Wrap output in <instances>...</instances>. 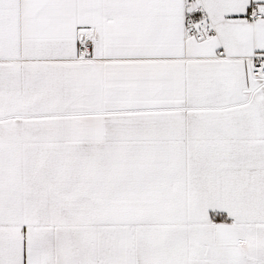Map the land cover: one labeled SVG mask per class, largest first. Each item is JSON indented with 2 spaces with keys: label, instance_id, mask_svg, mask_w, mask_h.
Masks as SVG:
<instances>
[{
  "label": "snow or ice",
  "instance_id": "snow-or-ice-1",
  "mask_svg": "<svg viewBox=\"0 0 264 264\" xmlns=\"http://www.w3.org/2000/svg\"><path fill=\"white\" fill-rule=\"evenodd\" d=\"M0 264H264V0H0Z\"/></svg>",
  "mask_w": 264,
  "mask_h": 264
}]
</instances>
